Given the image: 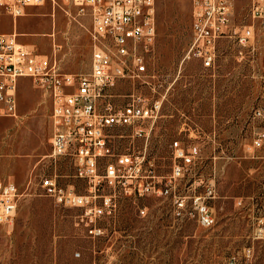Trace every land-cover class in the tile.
Listing matches in <instances>:
<instances>
[{"label":"rangeland","instance_id":"obj_1","mask_svg":"<svg viewBox=\"0 0 264 264\" xmlns=\"http://www.w3.org/2000/svg\"><path fill=\"white\" fill-rule=\"evenodd\" d=\"M193 1L156 0L150 75L112 90L118 107L132 100L135 88L149 103L160 100L161 108L155 123L142 124L153 125L147 140L134 136L131 126L110 130L113 153L139 156L141 170H129L97 194L94 203L106 211L94 217L97 234L82 220L84 208L58 205L43 192L48 174L57 173L60 184L82 194L88 182L75 175L70 156L50 157L51 101L30 78L21 79L18 116L0 117V174L20 192L13 221L0 227V264H229L251 245L252 264H264V242L253 241L251 220L254 205L264 200V148L251 149L252 113L264 107V25L251 8L263 0H231L230 33L252 27L254 36L246 46L237 37L222 38L212 70L195 57L184 60L193 39ZM60 5L53 10L48 0L32 8L18 20L17 33L32 36L23 41L56 58L64 71L89 72L91 20L74 5ZM14 27L0 8V33ZM176 140L187 151L196 145L199 154L171 181ZM199 196L215 217L210 227L198 220Z\"/></svg>","mask_w":264,"mask_h":264},{"label":"built area","instance_id":"obj_2","mask_svg":"<svg viewBox=\"0 0 264 264\" xmlns=\"http://www.w3.org/2000/svg\"><path fill=\"white\" fill-rule=\"evenodd\" d=\"M48 0H0V8L17 20L28 14L31 6H43ZM52 8L60 3L71 4L79 13L89 15L93 43L91 69L85 73L66 72L57 59L38 51L35 45L23 43L16 31L0 33V117H16L19 111L21 79L30 78L35 87L51 101L50 157L55 161L70 156L76 167L75 175L88 182V192L78 193L72 187L58 182L57 173L45 175L41 187L45 195L56 204L85 209L82 218L90 232H101L93 225L94 217L106 211L94 201L103 187H115L128 177V172H139V156L129 153L114 154L110 144V130L131 126L134 136L148 139L152 126L142 124L158 119L161 101L149 103L135 90L132 100L124 106L112 102V92L124 80H142L148 77L147 54L153 51L157 24L156 0H49ZM251 16L264 25V0L254 4ZM232 20L231 0L193 1V39L184 60L195 57L207 70L215 69L222 38L237 37L247 45L254 36L252 27L230 33ZM264 57V51H263ZM261 96L264 97V68L261 75ZM253 137L251 149L264 148V107L257 106L252 113ZM173 167L170 180L184 173V166L194 163L199 154L196 145L190 150L179 143H172ZM115 159H111V157ZM107 161L101 166L104 158ZM147 190L150 187L146 188ZM156 191L155 187H151ZM214 194L209 188L207 195ZM20 192L17 184L0 174V227L11 223L18 210ZM202 199V200H201ZM108 200V199H107ZM263 200V199H262ZM183 205V202H179ZM242 204V200L239 201ZM198 220L204 227L215 224L209 206L199 196L195 198ZM259 211L255 219L254 241H264V200L254 205ZM254 245L248 246L243 258L232 257L229 264H252Z\"/></svg>","mask_w":264,"mask_h":264},{"label":"crops","instance_id":"obj_3","mask_svg":"<svg viewBox=\"0 0 264 264\" xmlns=\"http://www.w3.org/2000/svg\"><path fill=\"white\" fill-rule=\"evenodd\" d=\"M36 7H41V6H31L30 8H29V10H28V14L27 15H29V14H31V9L32 8H36ZM53 10H56V9H53ZM52 15H54V12L52 13ZM83 15V14H82ZM89 18H90V16L89 15H87ZM21 18V17H20ZM20 18H18L17 20H14V31H16L17 32V24H18V20L20 19ZM90 20H91V18H90ZM91 24H92V21H91ZM92 29V28H91ZM13 31V32H14ZM91 31V30H90ZM9 33V32H8ZM18 35H19V40L21 41V42H23V43H27V44H33V45H35L36 46V44L35 43H31L32 41H29V40H27V39H24V40H27V41H29V42H24L23 41V37L24 38H26V37H32V36H25L26 34H24V33H22V32H19L18 33ZM34 35V34H33ZM53 35V34H52ZM54 36V35H53ZM34 37V36H33ZM92 41V40H91ZM56 46V45H55ZM92 46H93V43H92ZM37 47V46H36ZM93 52V51H92ZM41 53V52H40ZM42 54H44V55H49V54H46V53H42ZM91 57H92V55H91ZM90 67H91V63H90ZM261 199H262V197H261ZM260 213H259V211L258 210H256V208H253V214H252V216H251V220H252V228H253V233H254V230H255V227H256V223H255V219H256V217L259 215ZM253 233H252V239H253ZM254 241V240H253ZM254 242H264V241H254Z\"/></svg>","mask_w":264,"mask_h":264}]
</instances>
